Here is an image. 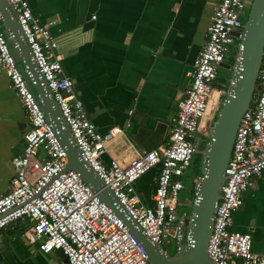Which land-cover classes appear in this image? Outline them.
Masks as SVG:
<instances>
[{
    "label": "built area",
    "instance_id": "1",
    "mask_svg": "<svg viewBox=\"0 0 264 264\" xmlns=\"http://www.w3.org/2000/svg\"><path fill=\"white\" fill-rule=\"evenodd\" d=\"M7 2L24 33L32 60L60 109L80 159L110 190L114 206L152 243L163 246L171 238L178 241L181 237L184 241L187 220L177 213L180 193L185 188L182 178L200 147L199 135L205 134L202 123L211 114V96L214 91L220 95L225 91L216 88L218 70L233 45L237 43V51L241 50L243 17L251 2L220 0L215 8L207 26L208 41L195 61L191 83L179 103L166 145L135 154L128 162L113 158L109 165L103 159L108 144L117 137H124V131L114 128L106 135L98 132L75 93L61 56L56 53L58 44L49 27L33 14L28 0ZM0 64L29 121L24 151L13 157L14 176L8 191L0 197V238L8 225L26 221L28 244L44 254L62 252L65 260L59 264H152L143 244L123 219L99 198L79 173L67 169L66 148L53 124L47 121L41 102L11 52L1 25ZM42 153L44 159L40 156ZM153 169H158L152 197L154 204L147 206L136 184ZM263 174L264 52L256 93L238 127L220 190L221 199L213 217L207 248L213 264H264V255L252 250V235L230 227L250 182ZM193 201L197 202L198 197H193L190 203ZM188 240L190 242V238Z\"/></svg>",
    "mask_w": 264,
    "mask_h": 264
},
{
    "label": "crops",
    "instance_id": "2",
    "mask_svg": "<svg viewBox=\"0 0 264 264\" xmlns=\"http://www.w3.org/2000/svg\"><path fill=\"white\" fill-rule=\"evenodd\" d=\"M28 2L33 14L49 27L58 44L56 53L98 132L106 135L120 128L125 133L108 144L103 156L106 164L113 158L128 162L135 154L166 145L220 0ZM237 54L236 43L225 62L233 64ZM221 69L228 71L219 67L218 72ZM229 77L218 76L216 88L226 85ZM214 93L211 114L202 123L205 134L222 96ZM28 130L27 116L0 64V197L9 189L14 176L12 159L23 153ZM40 156L45 158L43 153ZM157 173L158 169L151 170L136 184L147 206L154 204ZM28 226L26 221H17L3 229L0 264H59L65 260L60 251L44 254L29 245ZM230 227L250 233L253 252L264 255V174L250 182Z\"/></svg>",
    "mask_w": 264,
    "mask_h": 264
},
{
    "label": "water",
    "instance_id": "3",
    "mask_svg": "<svg viewBox=\"0 0 264 264\" xmlns=\"http://www.w3.org/2000/svg\"><path fill=\"white\" fill-rule=\"evenodd\" d=\"M0 25L8 39L11 52L22 72L28 77L31 90L37 100L41 102V109L47 121L53 124L54 130L58 132V137L66 148L67 169L79 173L99 198L123 219L129 230L143 244L152 264H213L207 254L213 217L216 205L221 199L220 190L226 179L225 172L232 155L237 130L244 113L254 99L262 65L264 0L251 1L242 36L239 38L242 47L234 63L223 62L220 64V67L227 68L231 73L227 84L221 87L225 91L217 105L213 123L207 134L203 135L206 144L196 150L195 155L202 157L194 194V198L198 197V201H193V203L189 201L184 204L191 209V212L180 217L187 220V231L184 241L182 237L178 238L177 251L174 255H169L163 246L152 243L132 220L114 206L115 199L110 190L80 159L78 149L72 143L71 133L62 119L60 109L32 60L24 33L7 0H0ZM235 35L238 36V33ZM181 234L180 236H182Z\"/></svg>",
    "mask_w": 264,
    "mask_h": 264
},
{
    "label": "rangeland",
    "instance_id": "4",
    "mask_svg": "<svg viewBox=\"0 0 264 264\" xmlns=\"http://www.w3.org/2000/svg\"><path fill=\"white\" fill-rule=\"evenodd\" d=\"M250 2H251V0H249V3ZM246 20H247V16L244 15V20L243 21L246 22ZM229 74H230L229 70L227 71V70L221 69L218 72V76L220 78H224V77L228 76ZM216 95H217L216 93H213V96H216ZM205 144H206V139H202L201 142H200V147L201 148L204 147ZM198 176H199V173H198L197 169H195V167L193 165H192V167H190L186 171V174L184 175L183 180H182L185 188L180 193V201L182 200L183 202H181V205L177 209V213L178 214H182L184 211H187L188 213L191 212V209L189 207H186L184 204H185V201L187 199H189L187 197V195L189 194V189H190V187H192L193 183L195 181H197ZM187 202H188V200H187ZM173 232H174V227L171 228V233H173ZM183 234L186 235V229H184ZM163 248L169 255H174L176 253V251H177V241H176V239L175 238L174 239L171 238L170 240L164 242L163 243Z\"/></svg>",
    "mask_w": 264,
    "mask_h": 264
},
{
    "label": "trees",
    "instance_id": "5",
    "mask_svg": "<svg viewBox=\"0 0 264 264\" xmlns=\"http://www.w3.org/2000/svg\"><path fill=\"white\" fill-rule=\"evenodd\" d=\"M201 162H202V157L200 155H195V157L193 159L192 165L195 167V169H197L198 173H199V169H200ZM192 165L190 167H192ZM182 180H183V178H182ZM195 185L196 184L194 182L193 185H192V187H190V189H189V194L187 195V197L189 198V201L194 197V194H195ZM180 202H183V201L181 200ZM183 213L189 214L187 211H184ZM186 224H187V221H186Z\"/></svg>",
    "mask_w": 264,
    "mask_h": 264
}]
</instances>
